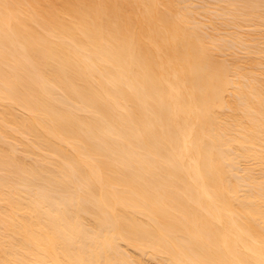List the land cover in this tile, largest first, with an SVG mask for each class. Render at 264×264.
<instances>
[{
  "label": "bare ground",
  "instance_id": "6f19581e",
  "mask_svg": "<svg viewBox=\"0 0 264 264\" xmlns=\"http://www.w3.org/2000/svg\"><path fill=\"white\" fill-rule=\"evenodd\" d=\"M0 264H264V0H0Z\"/></svg>",
  "mask_w": 264,
  "mask_h": 264
}]
</instances>
